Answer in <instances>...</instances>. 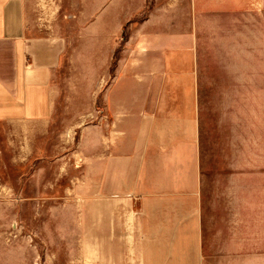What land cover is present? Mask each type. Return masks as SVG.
Wrapping results in <instances>:
<instances>
[{
    "label": "crops",
    "instance_id": "0c3cea01",
    "mask_svg": "<svg viewBox=\"0 0 264 264\" xmlns=\"http://www.w3.org/2000/svg\"><path fill=\"white\" fill-rule=\"evenodd\" d=\"M26 5L0 0L4 153L21 161L36 155L61 97L58 73L94 75L100 92L115 72L98 112L102 179L104 190L136 206L135 262L264 264L251 224L237 230L233 184L205 224L198 101L209 19L223 18L224 33L235 34L227 43L243 72L264 70L246 68L264 65V0H92L90 12L70 21L73 31L54 33L35 28ZM253 78L239 81L245 87Z\"/></svg>",
    "mask_w": 264,
    "mask_h": 264
},
{
    "label": "rangeland",
    "instance_id": "374dc122",
    "mask_svg": "<svg viewBox=\"0 0 264 264\" xmlns=\"http://www.w3.org/2000/svg\"><path fill=\"white\" fill-rule=\"evenodd\" d=\"M91 2L26 0V7L41 32H71L70 21L76 12H90ZM209 20L212 31L201 35L205 86L198 95L205 224L211 225L215 204L230 200L233 184L237 230L251 224L264 252V70L243 72L227 43L235 34L224 33L223 18ZM253 67L264 69L246 66ZM110 75L98 92L94 75L58 73L62 93L52 130L31 158L4 153L0 125V264H137L136 206L131 210L125 198L104 190L102 179L98 112ZM246 75L257 78L244 87L239 79Z\"/></svg>",
    "mask_w": 264,
    "mask_h": 264
}]
</instances>
